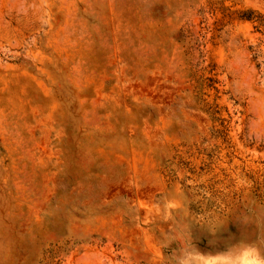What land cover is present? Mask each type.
<instances>
[{"label": "rangeland", "instance_id": "1", "mask_svg": "<svg viewBox=\"0 0 264 264\" xmlns=\"http://www.w3.org/2000/svg\"><path fill=\"white\" fill-rule=\"evenodd\" d=\"M0 264H264V0H0Z\"/></svg>", "mask_w": 264, "mask_h": 264}]
</instances>
